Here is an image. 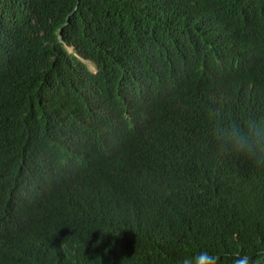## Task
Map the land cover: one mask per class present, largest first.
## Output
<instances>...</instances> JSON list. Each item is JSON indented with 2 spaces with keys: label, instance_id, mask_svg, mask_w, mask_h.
<instances>
[{
  "label": "trees",
  "instance_id": "trees-1",
  "mask_svg": "<svg viewBox=\"0 0 264 264\" xmlns=\"http://www.w3.org/2000/svg\"><path fill=\"white\" fill-rule=\"evenodd\" d=\"M213 14L223 16L227 37L237 22L247 39L258 33L264 39V0H0V264H65L73 258L74 264H179L199 251L231 264L227 252L255 256L264 249V166L235 156L230 172L232 156L220 154L197 128L180 93L156 101L150 119L138 125L151 152L135 138L119 143L123 156L132 153L120 167L140 186L141 199L138 207L127 180L115 189L96 186L95 193H121L132 214L112 224L98 209L82 215L103 232L96 246L88 242L89 225L80 223L72 245L52 249L40 228L11 210L12 191L16 197L20 189L31 196L45 191L41 178L54 174L59 145L72 131L92 135L84 123L101 109L100 88L142 75L146 62L158 76L148 51L164 49L170 66L162 74L176 72L185 56L194 66L195 52L198 62L206 58L199 67L216 73L220 60L205 27ZM228 68L251 83L247 91L241 83L236 88V120L264 118V43ZM212 83L235 91L228 79L212 77ZM206 92L222 103L214 86ZM68 173L75 175L73 168ZM203 173L214 180L201 182L196 192ZM34 201L47 209L45 222L73 224L85 203L56 188Z\"/></svg>",
  "mask_w": 264,
  "mask_h": 264
},
{
  "label": "clouds",
  "instance_id": "clouds-1",
  "mask_svg": "<svg viewBox=\"0 0 264 264\" xmlns=\"http://www.w3.org/2000/svg\"><path fill=\"white\" fill-rule=\"evenodd\" d=\"M205 27L220 60L216 73L210 74L202 70L199 63L206 58H201L198 62L195 52L192 54L194 66H191L189 58L185 56L178 62L176 72L162 74V69L170 66L166 53L158 49L148 51V58L158 76H152L146 62L142 75L123 76L112 86L100 88L101 109L84 123L93 127L92 135L86 136L81 132L72 131L59 145L58 166L54 174L41 178L45 191L41 195L31 196L20 189L18 197L12 191V213L22 223L40 228L51 240L52 249L72 245L73 241H76L74 231L77 232L80 223H87L90 227L86 231L89 244L93 246L98 244L103 232L97 229L98 225L93 221L82 217L90 210H100L110 224L116 217H121L123 223L132 217L131 211L124 210V207L130 203L121 193H115L113 190L95 193V188L99 184H105L115 189L127 180L129 186H133L136 191L135 205L139 207L142 193L140 186L120 167V163L127 158V155L132 156V153L126 151L123 156L124 147L119 143L127 138H135L140 149L150 151L147 141L138 133V125L150 119L154 109L153 104L159 99L172 97L176 93L184 96L186 107L192 112L197 128L204 131L216 143L220 154L232 156L230 172L236 167L235 156L243 157L256 166H264V118L249 117L243 122L236 120L240 118V102L236 88L241 83L242 88L247 91L251 83L233 76L228 68L229 63L237 61L248 50L262 48L264 39L258 32L257 38L247 39L237 22L231 32L232 36H225L228 31L223 16L217 14L208 16ZM216 35L221 37L218 43L214 41ZM68 49L71 51V47ZM90 66L92 65L88 63L89 68ZM91 70L95 72L96 68L93 67ZM212 77L228 79L235 91L233 93L223 91L212 83ZM210 85L214 86L222 103L216 102L207 94ZM246 112L247 105L244 106L243 114ZM68 168L74 169V176L69 175ZM213 180L208 173H203L196 179L194 190L198 191L201 182ZM55 188L75 193L78 202L85 201L83 205L78 206L79 222L73 224L62 220L50 223L44 221L48 211L35 202L34 198H39ZM225 255L231 258V264H264V249H258L255 256L242 251H231ZM220 259L218 254L199 251L185 256L179 264H220ZM73 260L74 258L65 264H74Z\"/></svg>",
  "mask_w": 264,
  "mask_h": 264
},
{
  "label": "bare ground",
  "instance_id": "bare-ground-1",
  "mask_svg": "<svg viewBox=\"0 0 264 264\" xmlns=\"http://www.w3.org/2000/svg\"><path fill=\"white\" fill-rule=\"evenodd\" d=\"M167 49H168V48H167ZM163 50H164V49H163ZM176 50H177V49H176ZM124 75H126V74H124ZM175 108H176V106H175ZM178 108H179V107H178ZM178 108H177V109H178ZM178 110H179V109H178ZM171 111H172V110H171Z\"/></svg>",
  "mask_w": 264,
  "mask_h": 264
},
{
  "label": "rangeland",
  "instance_id": "rangeland-1",
  "mask_svg": "<svg viewBox=\"0 0 264 264\" xmlns=\"http://www.w3.org/2000/svg\"><path fill=\"white\" fill-rule=\"evenodd\" d=\"M90 68H91V69H93V67H92V66H90Z\"/></svg>",
  "mask_w": 264,
  "mask_h": 264
}]
</instances>
